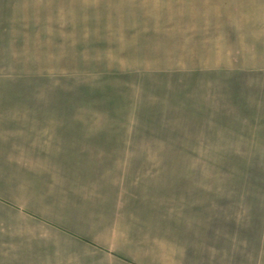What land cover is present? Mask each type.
<instances>
[{"label":"rangeland","instance_id":"obj_1","mask_svg":"<svg viewBox=\"0 0 264 264\" xmlns=\"http://www.w3.org/2000/svg\"><path fill=\"white\" fill-rule=\"evenodd\" d=\"M0 264H264V0H0Z\"/></svg>","mask_w":264,"mask_h":264},{"label":"crops","instance_id":"obj_2","mask_svg":"<svg viewBox=\"0 0 264 264\" xmlns=\"http://www.w3.org/2000/svg\"><path fill=\"white\" fill-rule=\"evenodd\" d=\"M219 1H223V0H219ZM244 1L247 3V4H250V5H252L253 4V2L255 1V0H235V2H242V3H244ZM256 1H259V0H256ZM242 8H243V5H242ZM252 8V7H251ZM235 20V19H234ZM241 21H242V19H241ZM241 23V22H240ZM250 24H256V23H254V22H252L251 20H250V22H249ZM242 32H243V29H242ZM10 119V118H9ZM6 120V119H5Z\"/></svg>","mask_w":264,"mask_h":264}]
</instances>
